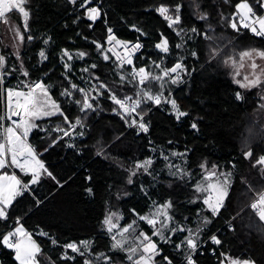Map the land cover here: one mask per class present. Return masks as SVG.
Instances as JSON below:
<instances>
[{"label": "trees", "instance_id": "obj_1", "mask_svg": "<svg viewBox=\"0 0 264 264\" xmlns=\"http://www.w3.org/2000/svg\"><path fill=\"white\" fill-rule=\"evenodd\" d=\"M239 2L91 0L87 7H96L99 11L93 22L87 18L86 8L80 7L83 0H77L76 4L69 0H28L24 5L29 11L28 31H24L18 11L9 13L10 24L24 37L22 58L28 75L21 74V78L25 84L40 81L49 86L50 95L69 120L74 124L79 118L83 126L69 129L59 115L36 121L39 127L31 131L28 142L41 154L39 158L55 179L42 175L29 192L17 197L9 208V219L0 221V238L16 226L19 218L40 246L42 264H83L85 259L91 264H102L103 257L109 253L110 238L103 224L109 209L121 210L123 224L134 220L140 230L151 235L152 228L138 217L145 215L153 202L170 198L173 219L184 222V226L193 227L203 217L212 221L197 244L222 228L218 235L221 243L204 244L192 255L195 264H221L220 259L225 256L264 264V222L251 210L240 211L264 189L263 166L256 164L264 155V99L261 98L264 84L251 89L240 88L232 78L231 67L225 63L230 57L238 60L241 51L264 50V37L242 33L239 25L238 31L230 27ZM249 3L262 14L257 0H249ZM161 5L167 6L172 15L176 6H181V23L174 26L179 35L156 11ZM201 15L207 18L200 19ZM107 28H112L120 39L136 41L138 38L142 42L137 65L153 75L160 73L157 64L171 68L177 62L182 63L181 80L171 90L161 88V82L156 80L138 86L129 75V68L119 67L110 56L105 60L102 51L97 49V44L103 48ZM29 36L32 39H28ZM162 37L168 40L167 53L155 47ZM177 44L182 46L178 48ZM41 51L45 52L43 61H40ZM65 51L71 59L64 55ZM217 51L220 52L215 55ZM81 52L86 54L82 58L77 55ZM0 55L5 57L7 67L15 61L1 37ZM65 64L69 65L67 71ZM86 68L88 71H83ZM121 75L125 80L120 79ZM17 76L13 71L11 77H0L4 81L0 89L28 90ZM71 84L89 95L94 110L81 112V105L75 101L82 102L84 96L72 90ZM100 84L106 88H100ZM65 89L72 91L71 98L61 95ZM140 89H150L153 95L162 93V99L170 95L187 115L177 120L167 103L154 106L148 101L137 111L146 113L148 131L143 132L137 125L129 126L135 117L130 114L121 119L123 112L109 93L118 98L137 99ZM238 92L242 97L239 100ZM3 112L4 104L0 103V114ZM193 123L196 129L192 128ZM57 127L68 130L71 135L60 136L54 131ZM249 151L252 155L246 158L245 153ZM173 152L178 153L175 159L189 177L167 175ZM147 159L153 161L148 173L137 169L129 183L135 164ZM201 163H206L208 168L216 165V171L231 174L223 209L215 217L204 210L202 202H190L193 192L190 186L204 172ZM12 172L24 183L31 179L18 169ZM233 215L236 218L232 226H226L224 223ZM41 230L48 235H38ZM186 234L187 231L178 233L174 242L184 241ZM53 239L57 244L52 243ZM82 240L92 242L88 254L61 259L58 248L67 242ZM153 240L163 251L159 258L168 257L172 264H187L168 246L158 243L156 237ZM51 246L52 252L49 251ZM48 251L50 260L45 254ZM99 253L104 255L97 259ZM0 264H17L13 251L3 244H0Z\"/></svg>", "mask_w": 264, "mask_h": 264}, {"label": "snow or ice", "instance_id": "obj_2", "mask_svg": "<svg viewBox=\"0 0 264 264\" xmlns=\"http://www.w3.org/2000/svg\"><path fill=\"white\" fill-rule=\"evenodd\" d=\"M76 2L77 0H69V3L72 4H76ZM224 2L228 3L229 0H224ZM27 3L28 0H0V22L9 24L10 18L8 14L18 11L23 17L24 31H28L29 11L24 7ZM90 3L91 0H83L80 7L86 8L87 18L95 22L99 16V11L96 7H87ZM257 4L260 8H264V0H257ZM235 9L236 11L232 17L233 22L230 23V27H232L234 31H238L239 27H242L248 29L256 37H264V16L258 15L257 11H255L254 7L249 3V0H240V2L235 5ZM156 11L164 18V20L167 21L169 28H173L174 31H177L174 26L181 23V16L179 14L181 11L180 5L176 6L175 15L170 14V9L164 5L158 7ZM199 18L206 19L207 17L206 15H201ZM12 30L15 32L18 39L21 41L24 39V37L20 34L19 29L12 26ZM136 30L138 31V29ZM192 31L196 32V29L193 28ZM108 32L109 36L107 42L109 44L114 43L115 45H120L126 49L127 54L125 56H121L117 53V59L121 61V64L126 63L131 65L133 63L132 56L142 47V45L140 43H135L129 47L130 42H124L117 39L116 36L112 34L111 28L108 29ZM141 34L143 35V33ZM179 34L180 32L177 31V35ZM28 39H32V37L29 36ZM45 43H47V41H45ZM181 46L182 45L177 44L178 48ZM96 47L98 50L102 52L104 51L100 44H97ZM155 47L160 51L167 53L169 51L168 40L162 37L161 41L157 43ZM107 51H112V49H108ZM64 55L68 56L69 59L72 58L67 51L64 52ZM77 55L82 58L86 54L81 52L77 53ZM193 55H195V53H193ZM40 56L42 58H46L43 51L40 53ZM104 59L108 60V56L105 55ZM257 59L264 61V50L250 49L241 51L239 53V62L231 61V58L225 61L226 64L231 61L233 67L236 69L235 76L240 75L239 70L245 67L246 62L247 67L251 69L250 75L252 78H250V75H244L242 81H236L235 76L233 77L234 82H236L240 88L251 89L264 84V64H257ZM4 67L5 57L0 55V69H3ZM92 67L94 68L95 65H92ZM156 67L161 69L160 75H153L152 73L147 72L143 67L138 69L133 67L132 72L129 73V75L132 76L133 80L138 79V83L140 85H144L146 82H150L152 80L161 81V88L164 86L163 82L166 77L171 76L172 83L179 82L180 71L183 70L182 63L177 62L171 68H161V65L159 64H157ZM65 69L66 71L69 69L68 64H65ZM83 71L87 72L88 69H83ZM23 75L27 76L28 73L23 72ZM120 79L122 81L125 80V76L121 75ZM3 83L4 81L0 80V85H3ZM24 87H26L28 91H22L18 88L0 89V103L4 104V112L3 114H0V169L16 168L19 169L20 173L31 177L27 183H24L16 174H8L7 172L0 174V221H7L9 219V208L13 205V202L17 199V197L29 192L31 185L38 184L42 175L52 177V173L48 171L44 162L39 158L41 154L38 153L28 142L31 131L39 127L35 121L59 115L64 118V123L68 125L69 129L74 130L77 125H80L81 127L83 126L79 118L76 119L74 124L69 120V118L61 110L60 104L57 103V101L50 95L49 86L44 85L42 82H34L31 84H25ZM99 87L106 88L104 84H100ZM71 89L74 91H80L84 96L82 102L80 100L75 101V103L81 105V112H86L89 109L94 110L92 103L89 102V95L85 94L83 89H79L75 84H71ZM61 95L71 98L72 91L65 89ZM109 95L113 103H115L118 108L122 110L123 115H121V119H126L128 115L136 112L137 109H140L142 103L151 101L154 105L159 106L162 102V93L153 95L150 89H140L137 93L138 98L135 100H133L132 97L120 99L111 92ZM95 98L96 97H92V99ZM236 98L238 100L242 98L239 92L236 94ZM261 98L264 99V96ZM129 100L132 101L130 105L128 104ZM164 103L171 104L173 114L176 116L177 120L187 115L186 112L180 110L175 100H164ZM145 114L146 113L143 112V110L139 113L141 122H139L138 127L146 133L148 131V126L142 122ZM13 117H16L17 119H13ZM6 121L8 123H5ZM136 124L137 121L132 120L129 126ZM191 126L193 129L197 128L195 123ZM54 131L63 132L64 136L71 135L68 130L60 127H57ZM62 138L63 137H61V139ZM53 143H55V141H53ZM69 147H72V145L70 144ZM45 151H47V149H45ZM172 155L176 156L178 153L173 152ZM251 155V151L245 153L246 158ZM164 158L166 160L168 159L167 156ZM152 163L153 161L151 159H147L142 163L137 162L135 168H142L145 173H148V169ZM256 164L264 166V155L259 157ZM200 168L205 172L203 182L197 183L194 191L198 194H206L202 198V203L205 205L204 210L210 212L211 215L215 217L224 206V200L228 195V189L230 186L229 177L231 174L221 173L220 175H224L225 177L221 181L216 172V165H212L211 168H208L206 163H201ZM177 169L182 173V176L188 175L187 172L179 169L178 166ZM261 171H264V168H262ZM171 174L175 175V173ZM132 175H136L135 170L132 171ZM52 178L55 179L54 177ZM128 182L132 183L131 177ZM88 191L91 193V189H88ZM195 202L196 200L194 199L192 203ZM37 203H39V201ZM171 207L172 204L168 201L162 205H157L155 211L149 215L139 216L138 218L145 221L153 228V236H159L165 243H168L171 237H165L164 230H169L173 233L177 231H187L189 235L185 237V240L182 243L186 242L187 249L190 250V253H195L197 250V242L196 239H193L195 233H193L192 229H185L183 227L168 228L167 222L172 220V217L168 214V209ZM251 208L259 217V220L264 222V192L257 195V199L251 204ZM114 216H116L115 213L107 215L103 221V224L106 226L109 233H112L113 229L117 227V224L113 222ZM161 216L164 218L163 221L158 219ZM116 219H119V217H116ZM211 222L212 221L208 217H203L201 226H198L196 231H203V226H206ZM134 224L135 221H133V224H129L126 227L119 229V231L113 235L112 239L114 243L112 248H119L129 253L128 260L131 261L132 264H156L155 258L160 255V251L157 244L153 242L151 237L145 232L141 231L135 237V246H129L127 248L124 247V245L128 243L125 233H129L130 230L135 232V229L133 228ZM158 224H160V228H157ZM38 235L47 236L48 234L41 230ZM116 235H119L122 239L116 240ZM211 240L217 245L221 243L215 235L211 237ZM52 243L55 245L57 244V241L53 239ZM0 244H3L4 247L14 251V259L17 261V264H42L40 258L43 256V253L41 248L32 238V234L26 231L20 223L19 218L16 220V226L2 235V238H0ZM91 245L92 242L90 240H82L79 244L71 242L63 247L65 248V251L70 249L73 253L84 256L85 253L89 252ZM180 247V244L176 245L177 250H179ZM103 255V253L99 254L97 259ZM61 259L67 260L73 259V257L62 255ZM107 259L108 258L105 257L106 261ZM163 259L167 261V264H172V261L168 257H163ZM224 259L228 260L229 264H256L254 260L250 259H232L227 256H225ZM186 261L187 264H195L191 254L186 256ZM83 264H91V261L85 259ZM221 264H223V261Z\"/></svg>", "mask_w": 264, "mask_h": 264}, {"label": "rangeland", "instance_id": "obj_3", "mask_svg": "<svg viewBox=\"0 0 264 264\" xmlns=\"http://www.w3.org/2000/svg\"><path fill=\"white\" fill-rule=\"evenodd\" d=\"M19 13V12H18ZM20 14V13H19ZM20 16H21V21H22V25H23V27H24V21H23V17H22V15L20 14ZM264 16V15H263ZM12 23V22H11ZM12 24H5V23H3V22H0V37H1V40H3V42H4V44H5V47L8 49V51H10V54H12L14 57H15V61L13 62V63H10V65L7 67L6 66V62H5V67L3 68V69H0V77H3V76H7V77H11V72H13V71H15V72H17L18 73V80L21 82V83H23V84H25V80H23V78H21V74H23V72H27V69H26V66H25V63H24V61H23V58H22V49H23V47H24V40H20V39H18L17 37H16V35H15V32L12 30ZM18 29V28H17ZM20 31V30H19ZM20 34L22 35V33H21V31H20ZM107 35V34H106ZM23 36V35H22ZM103 49H104V47H103ZM42 52V51H41ZM40 52V53H41ZM44 52V51H43ZM220 51H217L216 52V54L215 55H217L218 53H219ZM103 53V55L105 56H108L109 57V55L107 54V52H106V50L104 49V51L102 52ZM44 54H45V52H44ZM231 58V61H236V62H239V59L238 60H236V59H234V58H232V57H230ZM45 58H42L41 56H40V61H43ZM227 60H229V58L228 59H226V61ZM231 61L227 64L228 66H230L231 67V69H232V72H231V74H232V78L235 76V71H236V69L233 67V65H232V63H231ZM256 63L257 64H264V61H262V60H259V59H257L256 60ZM159 69V68H158ZM9 70V72H7ZM240 75H238V76H235V80L236 81H242L243 80V76L244 75H250L251 74V69L249 68V67H247V62L245 63V67H243V68H241L240 70ZM257 71H259V70H257ZM147 72H150V71H147ZM28 73V72H27ZM151 73V72H150ZM161 74V69H160V73H159V75ZM250 78H252L251 77V75H250ZM180 80H181V78H180ZM179 80V81H180ZM234 80V79H233ZM36 82H40V81H36ZM161 82V81H160ZM162 83V82H161ZM163 84H165L164 85V88L165 89H168V90H171V88H173L174 86H176L177 84H178V82L177 83H172L171 82V76L170 77H166L165 78V80H164V82H163ZM235 84H237L236 82H235ZM238 85V84H237ZM239 86V85H238ZM26 91H28V90H26ZM163 95V94H162ZM262 96H264V94L262 95ZM261 96V97H262ZM135 100V99H134ZM166 100H168V101H171V100H173L171 97H168ZM169 106H170V108H171V104L170 103H167ZM171 110H172V108H171ZM172 112H173V110H172ZM133 115V114H132ZM133 116H135V115H133ZM176 117V116H175ZM13 119H15L14 117H13ZM42 119H45V118H42ZM40 120V119H39ZM146 120V119H145ZM38 121V120H37ZM147 122V121H146ZM35 123H36V121H35ZM56 133H58V134H60V136H63L64 134H63V132H60V131H55ZM171 160H172V163H170V164H168L167 165V175H169L170 177H173V178H181V177H189V173H188V175H183L182 176V173L180 172V171H178V169H177V166L179 167V169H181V167L178 165V162H177V159H175V156H171ZM136 165V164H135ZM208 167V166H207ZM263 168H264V166H263ZM14 169H16V168H7V169H4L3 171H2V173L1 174H3L4 172H7L8 174H13L10 170H14ZM19 170V169H18ZM183 170V169H182ZM135 171H137V169L135 170ZM184 171V170H183ZM185 172V171H184ZM217 172V175L219 176V179L222 181L225 177H224V175H220L221 173H224V174H228V173H226V172H218V171H216ZM143 173H145L144 171H143ZM171 173H175V175H172ZM204 174H205V172H202L201 173V176L199 177V178H196L195 179V183L193 184V185H191L190 186V188L192 189V194H191V197H190V202H192L194 199L196 200V202H202V198H203V196L204 195H206V194H204V193H201V194H198V193H196L195 191H194V189H195V186L197 185V183H201V182H203V176H204ZM133 175H132V171L130 172V176H129V178L130 177H132ZM229 179H230V184H231V175H230V177H229ZM214 180H215V178H214ZM230 187V186H229ZM229 190V189H228ZM253 198V197H252ZM251 198V199H252ZM250 199V200H251ZM249 200V201H250ZM168 201H170V198H166L165 200H163V201H161V202H153L151 205H150V207H148V212L145 214V215H143V216H147V215H149L150 213H152L153 211H155V208H156V206L157 205H162V204H164L165 202H168ZM248 201V202H249ZM195 202V203H196ZM194 204V203H193ZM247 204V203H246ZM245 204V205H246ZM244 205V206H245ZM244 206L241 208V209H243L244 208ZM173 207H172V211H173ZM240 209V210H241ZM113 213H115L116 214V216H114L113 217V222L114 223H116L117 224V227L116 228H114L113 229V231H112V233H109L108 231H107V228H106V226L104 225V232H105V234L107 235V237H109L110 238V243H109V253L108 254H106L104 257H103V259H102V264H132V262L131 261H129L128 260V255H129V253H127L126 251H124V250H121V249H119V248H117V249H113L112 248V245H113V243H114V241H113V239H112V237H113V235H115L118 231H119V229H121V228H123V227H126L127 225H129V224H133V221L134 220H132V221H130L129 223H126V224H123L122 223V221H123V219H124V215L122 214V212H121V210H119V209H114V207H112L111 209H109L108 211H107V213H106V216L107 215H110V214H113ZM168 214L172 217V220L171 221H168L167 223H168V228L169 229H171V228H179V227H183V228H185V229H192L193 230V233H195V235L193 236V238H197V240H199V239H201V238H203V236H204V234H205V230H206V226H203V231H200V232H197L196 231V229L198 228V226H201V223H202V219L199 221V222H197L196 221V224L193 226V227H190V226H187V225H183V223L184 222H178V221H175L174 219H173V214H172V212H171V208L170 209H168ZM105 216V217H106ZM116 217H119V219H116ZM105 219V218H104ZM158 219H160L161 221H163L164 220V218L161 216V217H159ZM143 221V220H142ZM145 222V221H144ZM146 223V222H145ZM147 224V223H146ZM148 225V224H147ZM149 226V225H148ZM149 227H151V226H149ZM161 226H160V224H158L157 225V228H160ZM133 228L135 229V232H132L131 230H130V232L129 233H125V236L127 237V239H128V243H126L125 245H124V247L125 248H127V247H129V246H135V243H136V241H135V237L139 234V232H141V231H143V230H140V228H139V226H138V224L135 222V224L133 225ZM152 228V227H151ZM144 232V231H143ZM152 232H153V228H152ZM185 232V231H184ZM215 232V231H214ZM213 232V233H214ZM178 233H181L180 231H177V232H175V233H173V232H171V231H169V230H164V236L165 237H171V239H170V241L168 242V243H165L163 240H161L160 239V237L159 236H153L152 234L151 235H148V236H150L151 237V239H152V241L154 242V240H153V237H156L157 239H158V243H161L162 244V246L163 245H166V246H168L169 248H170V251L172 252V253H177L178 255H179V258L181 259V262H183V263H187V261H186V255L189 253V251H188V249H187V245H185L184 243H182L183 242V240H181L180 242H177V243H175L174 242V239L176 238V237H178ZM188 233V232H187ZM212 233V234H213ZM187 236L189 235V233L188 234H186ZM208 237V236H207ZM122 238L119 236V235H116V240H121ZM68 243H71V242H67V243H65V244H63L62 246H61V248H58V253H59V256L61 257L62 255H67V256H69V257H73V259L78 255V254H76V253H73L70 249H68L67 251H65V248L63 247L64 245H66V244H68ZM77 244H79V242L77 243ZM177 244H180L181 245V247H180V249L179 250H177V248H176V245ZM53 246H51V250L49 249V251L50 252H52L53 251V248H52ZM157 247H158V249H159V251H160V255L159 256H157L155 259H156V264H163V262H164V259L163 258H159V257H162L163 256V251H162V249L160 248V246L157 244ZM91 248V247H90ZM90 250V249H89ZM49 251L48 252H45V254L47 255V259L48 260H50V257H49V255H50V253H49ZM89 253V252H88ZM88 253H85V255L86 254H88ZM99 254H101V253H99ZM105 257H107L108 259H107V261L105 260ZM134 259H135V257H134Z\"/></svg>", "mask_w": 264, "mask_h": 264}, {"label": "built area", "instance_id": "obj_4", "mask_svg": "<svg viewBox=\"0 0 264 264\" xmlns=\"http://www.w3.org/2000/svg\"><path fill=\"white\" fill-rule=\"evenodd\" d=\"M262 9V14H260V15H264V8H261ZM259 15V14H258ZM132 30H136L134 27H130ZM108 29L109 28H107V35H106V37H105V43L103 44V47H104V49L106 50V52H107V54L113 59V61H115L117 64H118V66L119 67H123V68H125V67H127V68H129V70H130V73L132 72V68L133 67H135V68H141V67H139L138 65H137V56H138V54H139V52H140V49L138 50V51H136L135 52V54L132 56V60H133V63L131 64V65H129V64H126V63H124V64H121V61L120 60H118L117 59V53H119L121 56H125L127 53H126V49L124 48V47H122V46H120V45H115L114 43H112V44H109L108 42H107V40H108V36H109V32H108ZM112 29V28H111ZM242 33H249V35H251V36H254L248 29H245V28H242ZM112 34L113 35H115L116 36V34H115V32L113 31V29H112ZM116 38L117 39H119L120 41H124V42H130V44H129V47H131V45L132 44H135V43H140L141 45H142V42L137 38L136 39V41H129V40H123V39H120L118 36H116ZM108 49H112V51H107ZM132 77V76H131ZM136 83H137V85L138 86H142V85H140L139 83H138V79L137 80H134ZM2 89H6V88H2ZM13 89H17V88H13ZM20 90V89H19ZM170 95H168V96H166V97H164L163 99H162V102L161 103H163L164 102V100H166L168 97H169ZM120 99H124V98H120ZM134 100V99H133ZM132 103V101L131 100H129L128 101V104L130 105ZM154 106H156V105H154ZM138 109L136 110V112H133V113H131V114H133V115H135L134 117H135V120L137 121V126H138V124H139V122H141L140 121V115L138 114ZM143 123H145L147 126H148V124H147V122H146V120H145V116H143V121H142ZM144 132V131H143ZM257 199V197H255L254 199H252L250 202H248L245 206H244V208L243 209H241L240 211L242 212L243 210H245V209H248V210H251V211H253V209L251 208V204L255 201ZM223 209V207L220 209V212H221V210ZM239 211V212H240ZM220 212H219V214H220ZM239 212H237V215L239 214ZM254 212V211H253ZM218 214V215H219ZM217 216V215H216ZM236 218V215H233L231 218H230V220H228L226 223H225V225L226 226H230L231 225V223L233 222V220ZM12 229V228H11ZM11 229H9V230H7L5 233H7L8 231H10ZM220 231H222V228H220L218 231L216 230L212 235H210L208 238L210 239V241L212 242V240H211V237L213 236V235H215L216 237H217V239H219V237H218V234L220 233ZM4 233V234H5ZM2 238V237H1ZM220 240V239H219ZM187 256V255H186ZM186 259V258H185ZM222 260H225L224 258H222V259H220V261H222Z\"/></svg>", "mask_w": 264, "mask_h": 264}, {"label": "bare ground", "instance_id": "obj_5", "mask_svg": "<svg viewBox=\"0 0 264 264\" xmlns=\"http://www.w3.org/2000/svg\"><path fill=\"white\" fill-rule=\"evenodd\" d=\"M14 118L17 119L16 117H14ZM261 192H264V189H263ZM261 192H259V193H261ZM259 193H258V194H259ZM258 194H256L255 196H253L252 199H254L255 197H257ZM252 199H251V200H252ZM251 200H250V201H251ZM250 201H249V202H250ZM245 210H246V209H245ZM243 211H244V210H243ZM240 213H241V212H240ZM237 216H238V215H237ZM230 218H231V217H230ZM224 224H225V223H224ZM231 226H232V225H231ZM219 229H220V228H219ZM229 229H230V228H229ZM231 229H232V228H231ZM225 230H226V229H225ZM219 234H220V233H219ZM219 234H218V235H219ZM196 239H197V238H196ZM206 243H210V244H213V245H216V246H217V244H214L213 242L210 241L209 238H207L205 241L200 242V243L197 244V250H196V252L200 251V249L202 248V246H203L204 244H206ZM196 252H195V253H196ZM195 253H190V250H189V253H188V254L193 255V254H195ZM227 257H228V256H227Z\"/></svg>", "mask_w": 264, "mask_h": 264}, {"label": "crops", "instance_id": "obj_6", "mask_svg": "<svg viewBox=\"0 0 264 264\" xmlns=\"http://www.w3.org/2000/svg\"><path fill=\"white\" fill-rule=\"evenodd\" d=\"M4 169H0V174L2 173V171H3ZM13 173V172H12ZM14 174V173H13ZM33 238V237H32ZM34 239V238H33ZM193 239H196V238H193ZM35 240V239H34ZM36 241V240H35ZM196 241H197V239H196ZM37 242V241H36ZM38 244V243H37ZM11 250V249H10ZM15 256V253H14V251H13V257ZM229 258H230V256H229ZM232 259H234L233 257H231ZM222 262V261H221ZM223 264H229V261L228 260H225V261H223Z\"/></svg>", "mask_w": 264, "mask_h": 264}]
</instances>
